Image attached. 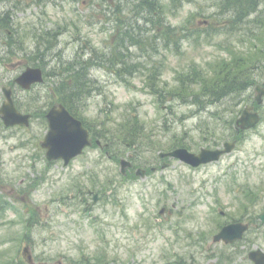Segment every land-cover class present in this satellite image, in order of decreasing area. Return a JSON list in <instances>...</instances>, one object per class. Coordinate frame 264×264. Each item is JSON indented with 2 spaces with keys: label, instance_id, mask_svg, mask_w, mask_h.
<instances>
[{
  "label": "rangeland",
  "instance_id": "1",
  "mask_svg": "<svg viewBox=\"0 0 264 264\" xmlns=\"http://www.w3.org/2000/svg\"><path fill=\"white\" fill-rule=\"evenodd\" d=\"M158 1L174 11L167 12L166 23L184 28V33L175 30V40L156 35L154 23L141 20L134 8L138 0H0V17L10 9L12 29L26 51L42 46L37 30H56L59 46L51 52L60 51L65 65L83 63L78 68L82 94L71 109L102 141L69 167L48 162L39 148L48 125L38 108L28 128L5 129L0 119V264H27L28 245L34 264H251L249 253L264 251L259 218L264 214V104L262 121L236 132L244 107L256 104L263 73H254L258 83L244 93L200 103L209 91L205 86H217V61H226L231 50L253 57L264 49V33L257 45L239 36L241 28L224 26L228 17L220 13L218 0H191L178 8L170 0ZM114 44L124 57L119 65L107 61L115 57ZM4 66L1 62L0 76ZM44 68L47 80L53 76L40 85L41 93L53 100V88L74 82L76 71L63 75L56 63ZM202 76L209 81L205 86L196 82ZM29 100L36 107L34 93ZM225 141L237 145L218 162L192 168L174 158L167 160L171 167L163 176L150 170L163 166L159 153L181 146L194 152L220 148ZM130 158L133 171L149 175L135 174L120 185L119 161ZM96 186L112 190L88 213L82 195ZM165 206V215L159 214ZM234 219L251 223L245 238L233 245L215 243L213 236Z\"/></svg>",
  "mask_w": 264,
  "mask_h": 264
},
{
  "label": "trees",
  "instance_id": "2",
  "mask_svg": "<svg viewBox=\"0 0 264 264\" xmlns=\"http://www.w3.org/2000/svg\"><path fill=\"white\" fill-rule=\"evenodd\" d=\"M139 3L135 4L134 8L138 11V13L143 16L141 20H144L145 18H148L150 22L154 23L153 31L156 33V35L160 32L161 36L164 38L173 37L174 40L178 37V33L175 30H182L184 33V28H177L172 25V23L166 24V17L167 12H174L172 7H167V5H162V3H159L158 0H138ZM191 0H170L171 5L174 8H178L179 5H182L183 2H190ZM219 1V8L220 13H223V16H227L228 20L227 23L224 26H228L230 30H233L235 28H241L240 35L242 37H246L248 39H251L257 44V41L262 40V35L264 33V7H262L263 0H218ZM227 12V13H226ZM194 20V17L189 18V22L191 20ZM139 21V19L137 20ZM75 23V22H74ZM239 25V27H237ZM75 27L78 28V25L76 24ZM138 28H141L140 25H138ZM188 28H185L187 30ZM158 31V32H157ZM58 32L56 30L50 31L47 29H43L41 33H39V37L42 40V48H44V56H53L55 57V61L61 65L63 70H65V74L67 72H72V70H75L76 73H72V75L75 76V82H76V90L78 93H80V87H81V81H80V70L78 69L80 66L83 65L81 61L77 62H69V64L65 65L63 59H61V53L58 51L56 54L54 52H50L54 50V48L57 47L59 36ZM46 36H50L53 39L48 40ZM176 36V37H175ZM38 37V36H37ZM38 37V38H39ZM55 37V40H54ZM133 39V35H131ZM54 40V41H53ZM53 41V42H51ZM136 41H140L136 38ZM49 42H51L49 44ZM264 42V41H263ZM114 51H117L118 53H115L113 50L112 56L115 55V57L107 59V61L110 64H120L123 63L124 57L122 56L123 53L119 52L118 45L114 44ZM258 45V44H257ZM37 48H40L37 46ZM57 51V50H56ZM231 52V54L226 58V61L221 62L217 61L214 75L216 76V79L214 80L215 88H209L208 86H205L209 81L205 77H201L200 81L199 79H196V82L199 84H202L206 87V91L204 94H202L205 98L200 101V103L207 102V103H216L218 100L225 99L229 96H235L236 94L244 93L247 90H249L254 84H256V79L254 76V73L256 76H261L258 74V71L261 70L264 75V49L261 47L260 49L256 50V52L253 54V57H248L243 54L236 55L235 52ZM263 53L260 54V53ZM30 60L36 62V56H33L30 58ZM45 60V59H44ZM94 60L92 59V62ZM47 61L45 60V63ZM95 65H101L100 62H94ZM133 69V68H132ZM132 69H129L128 71L131 72ZM125 71V70H124ZM124 71H122L124 73ZM198 70L195 71V76L198 78ZM69 74H67V79L69 78ZM66 79V80H67ZM185 82L189 81V78L184 79ZM195 82V83H196ZM71 84V82H69ZM71 88L74 90V96H76L74 86H71ZM176 94H181L177 93ZM196 94V93H195ZM199 96V95H198ZM207 98V99H206ZM197 101L200 100L196 98Z\"/></svg>",
  "mask_w": 264,
  "mask_h": 264
},
{
  "label": "water",
  "instance_id": "3",
  "mask_svg": "<svg viewBox=\"0 0 264 264\" xmlns=\"http://www.w3.org/2000/svg\"><path fill=\"white\" fill-rule=\"evenodd\" d=\"M33 81H42V72L39 69H29L24 73L19 82L25 86H30ZM264 87H258L257 101L259 104L263 103ZM253 108H246L241 118L238 119L237 125L241 129H248L256 125L260 121V115L258 112L252 111ZM3 113V118L6 121L7 125L15 123H28L27 116H21L16 108L13 106V103H5L1 107ZM50 119V132L46 137V142L44 143L45 147H48V156L49 158H59L63 157L67 161L71 157L82 153V148L87 144H90L88 138V132L82 127L81 122L75 120L68 112L60 107L59 109H53L48 114ZM64 122H68L69 128L64 127ZM22 123V124H23ZM84 131V132H83ZM236 144L234 142L225 143V150L231 151ZM223 151H211L203 150L200 155L192 154L188 151L187 148H179L174 150L171 155L182 158L184 161H187L195 166L202 162H209L211 160H217L220 158V154ZM127 165V162L124 163L123 168ZM261 219L264 221V214L261 216ZM248 228V224L236 223L234 225H228L223 228L222 232L216 236V240L225 239L227 242H233L237 238L243 237V232ZM257 255H259L257 264H264V253L259 250ZM118 264V263H110ZM123 264V263H121Z\"/></svg>",
  "mask_w": 264,
  "mask_h": 264
},
{
  "label": "flooded vegetation",
  "instance_id": "4",
  "mask_svg": "<svg viewBox=\"0 0 264 264\" xmlns=\"http://www.w3.org/2000/svg\"><path fill=\"white\" fill-rule=\"evenodd\" d=\"M1 22H3L5 24V25H3V27L5 28V31L8 34L7 35L8 40H3V44H4L3 47H4V50H6V52L9 53L10 55H8L7 58L3 59L5 62H7V64H6V66H4L2 68L5 71L1 72V76H0V86L2 89V91H1L2 95H0V101H1L0 106L1 105L3 106L5 103L10 102V100H11L14 107L17 108L18 112L21 114L27 115V118L29 119V122H31V123L35 119L34 118V115H35L34 108H38L37 110L40 111L39 116H43L45 118V121L47 122V125L49 127V120H48L47 115L49 113L50 108L52 107L49 105L50 99L52 100V98H50L49 94L44 95L41 93L42 88L40 85H43V84L34 83L33 86H31V87H25V85L19 83V78L21 77V75L24 73V71H26L27 69H30V67L33 66V67H38V68L44 69V67H45L44 66V63H45L44 56L42 55L41 52H39L36 49H34L35 51H31V52H28L25 50L26 47H23L22 40H20V38H18V35L15 34L16 31L14 29H12L8 24V22H11V23L14 22L12 18L5 17V18H3V20ZM33 56H36V59L38 61L34 62L33 60L32 61L29 60V58H31ZM44 73L46 74V71H44ZM33 88H35V89L33 90ZM30 93H32V94L34 93L36 95V97L38 98V100L35 101L36 107H33V108H31V106H29V102H31L29 100ZM9 96H10V98H9ZM52 96L54 97L53 100L56 101L59 97V94H57V93L52 94ZM39 107H40V109H39ZM0 119H1V113H0ZM1 121H2L3 127L5 129H13V128L23 129V128L29 127V126L28 127L25 126L22 128L20 126L14 125L12 127L7 128L4 124V120L1 119ZM96 140L97 139L94 138V141H96ZM42 143H43V141L41 142V147L39 146V148L43 152H45V149L43 148ZM95 144L99 148L101 147L100 141L97 140V142H93L91 146H94ZM165 153H167V152H165ZM160 158L164 161L161 169H159V167H157V166H151V170L154 171L153 173H156V172L158 173V171L161 170L159 173H161V176H163V173H164L163 169L171 167V164L167 160L171 159V161H172L173 158H171L167 155L162 156ZM75 159H73V161H71V164L69 165V167L74 163ZM161 159H160V161H161ZM59 161H64V160H62V159L51 160V161L48 160V162H59ZM133 168H135V167H134V162L132 160L131 161V167H130L129 171H132ZM146 175H149V173L146 172ZM161 178H164V177H161ZM122 182H123V180H117V183H119L120 185L122 184ZM102 189H103V192H100V190H102ZM108 191L109 190H105L104 188L96 186L93 189L85 190L83 192L82 202H83V204H85L88 213H90V211L93 210V208H91V206H95L96 203H98L99 201H102L106 197L105 193L106 194L111 193ZM95 194H96V196H98V199H100V200H97V198L95 197ZM118 201L121 204L122 199L119 198ZM169 213H171V212H169Z\"/></svg>",
  "mask_w": 264,
  "mask_h": 264
}]
</instances>
